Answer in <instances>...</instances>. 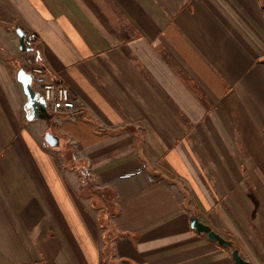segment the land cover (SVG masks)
I'll list each match as a JSON object with an SVG mask.
<instances>
[{
	"label": "crops",
	"instance_id": "1",
	"mask_svg": "<svg viewBox=\"0 0 264 264\" xmlns=\"http://www.w3.org/2000/svg\"><path fill=\"white\" fill-rule=\"evenodd\" d=\"M27 59L72 115L28 118ZM107 247L109 264H264V0H0V264H108Z\"/></svg>",
	"mask_w": 264,
	"mask_h": 264
},
{
	"label": "built area",
	"instance_id": "2",
	"mask_svg": "<svg viewBox=\"0 0 264 264\" xmlns=\"http://www.w3.org/2000/svg\"><path fill=\"white\" fill-rule=\"evenodd\" d=\"M23 44L25 48H34L37 44L36 34L26 32ZM24 69L31 76L32 86L35 85V91L45 103L47 110L55 113L65 111L73 114L77 109L75 97L61 78H50L47 72L31 59L25 61ZM141 172L142 169L137 170L135 174Z\"/></svg>",
	"mask_w": 264,
	"mask_h": 264
},
{
	"label": "water",
	"instance_id": "3",
	"mask_svg": "<svg viewBox=\"0 0 264 264\" xmlns=\"http://www.w3.org/2000/svg\"><path fill=\"white\" fill-rule=\"evenodd\" d=\"M16 32L20 38V50L23 52L29 51L30 49L25 48L23 44L25 33L19 29H17ZM17 80L18 82L21 83L23 87V91L27 98L25 108L31 111V117H28V118L36 117V118H40L43 120H51L53 117V114H51L47 110L43 100L38 97L37 93L32 87L31 76L28 73H26L23 68H21L17 72ZM44 140L50 147H53V148L57 147L59 144L58 137L51 132H48L45 134ZM191 227L195 228L197 232L206 234L210 241L217 242L219 245L223 247L233 248L234 246L232 241L227 240L220 234L216 233L214 230L211 229L210 226L203 224L195 217L191 218ZM232 259L234 260L236 264H251L250 262L246 261L243 257L239 255V252L237 249H233Z\"/></svg>",
	"mask_w": 264,
	"mask_h": 264
},
{
	"label": "trees",
	"instance_id": "4",
	"mask_svg": "<svg viewBox=\"0 0 264 264\" xmlns=\"http://www.w3.org/2000/svg\"><path fill=\"white\" fill-rule=\"evenodd\" d=\"M80 173H81V185H80L79 193L83 194L84 192L92 189L93 179L86 173V171L84 172L81 171ZM107 246H108V243H107ZM109 254H110V251L108 250V247H107L105 249V255H106L108 264H109V258H108Z\"/></svg>",
	"mask_w": 264,
	"mask_h": 264
}]
</instances>
